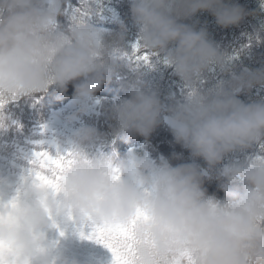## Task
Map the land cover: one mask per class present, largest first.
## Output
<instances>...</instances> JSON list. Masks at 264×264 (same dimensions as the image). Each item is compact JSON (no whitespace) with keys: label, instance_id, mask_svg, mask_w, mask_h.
Here are the masks:
<instances>
[{"label":"clouds","instance_id":"1","mask_svg":"<svg viewBox=\"0 0 264 264\" xmlns=\"http://www.w3.org/2000/svg\"><path fill=\"white\" fill-rule=\"evenodd\" d=\"M201 10L223 27L252 14L233 0H130L137 35L129 42L124 20L118 30L92 22L102 0H0V134L23 129L7 111L11 102L38 101L73 83L76 107L67 120L76 121L100 104L96 92L119 80L122 67L132 73L128 95L106 107L110 140L86 123L64 131L39 123L40 138L24 152L18 179L0 177V264H80L52 236L56 230L63 237L67 224L81 235L85 228L90 235L127 227L121 245L127 264H264V100L239 98L264 86V67L236 70L234 56L206 28L181 22ZM133 43L147 60L135 58ZM157 65L171 68L181 83L167 103L144 79L142 70ZM214 69L227 78L206 86ZM162 118L175 142L207 168L173 165L144 144L123 153L115 146L131 134L147 140ZM246 149L252 151L224 162ZM38 151L60 165L46 166ZM213 177L222 197L205 187Z\"/></svg>","mask_w":264,"mask_h":264},{"label":"trees","instance_id":"2","mask_svg":"<svg viewBox=\"0 0 264 264\" xmlns=\"http://www.w3.org/2000/svg\"><path fill=\"white\" fill-rule=\"evenodd\" d=\"M119 1V2H118ZM244 6L245 9L252 13L246 15L238 24L223 27L217 24L215 17L208 11H198L193 16L183 19L181 22L192 24L199 30L201 27L206 28L209 38L217 44L222 51L233 55V63L236 70L242 67L250 69L264 67V10L260 8V0H233ZM103 11L100 16L93 17V23L108 30H115L119 28L118 21L124 20L127 26L126 40L134 42L137 35V28L133 24L130 12V0H102ZM61 22H66L64 17H60ZM144 79L157 89L161 99L167 103L166 96L171 92L179 95L181 83L179 78L174 75L171 68H166L162 65H157L154 69H143ZM228 74L221 73L218 69H214L207 73L205 81L206 86H210L221 78H227ZM132 76L131 71L127 67H122L120 70V79L115 77L112 82L105 83L101 89L96 92L95 97L100 100V104L95 106L94 110L88 113L81 114L76 121H69L67 117L75 110L74 104V86H67L64 93L46 94L39 99L44 103L45 111L40 113V121L32 127L35 135L40 134L36 131L39 123L47 122L51 127L57 131H64L72 126H77L79 123H90L93 118H106L105 121L99 120L96 125L108 130L104 134L111 139L109 125L113 123L109 119L106 111L108 104L112 102L114 97H125L128 95V88L125 83ZM239 98L246 103L258 102L264 100V86L254 85L249 91H242ZM100 123V124H99ZM102 132L101 129H99ZM103 133V132H102ZM37 138V139H38ZM145 145V149L150 152L153 157L164 155L168 157L173 165L184 162H193L203 168H207L206 162L199 157H192L190 151L182 147L181 144L176 143L168 125L161 119V122L156 126L154 131L147 137L139 134H131L127 142L123 140L116 141V147L120 152L126 151L129 147ZM29 151L34 145L31 141H27ZM107 149V146H105ZM252 149H246L243 152L229 153L224 162H227L234 156L243 157ZM181 154L180 159H173L172 154ZM20 155L24 156V152L20 150ZM23 157L17 159H9L7 156H0V174L7 177L10 183L18 179L21 169L25 165ZM220 167V165H217ZM0 184V190L3 189ZM205 187L209 193H216L218 196H223V192L218 188V181L213 177L211 180H205ZM65 235L61 237L59 231L53 230L52 236L58 241V246L66 249L67 252L74 258L80 261V264H113V254L109 248L103 243L98 242L95 238H89L76 241L75 237L80 234L77 226L67 224L63 226ZM83 232L88 234L91 232L90 228L83 229Z\"/></svg>","mask_w":264,"mask_h":264},{"label":"rangeland","instance_id":"3","mask_svg":"<svg viewBox=\"0 0 264 264\" xmlns=\"http://www.w3.org/2000/svg\"><path fill=\"white\" fill-rule=\"evenodd\" d=\"M128 15L130 16L131 14L129 13L125 16ZM70 86L73 87L74 84L72 83ZM41 102L42 101L40 100L34 101L31 98H23L19 101L9 103V105L7 106V111L11 113L14 119H18L21 122V124L23 125V129L20 132L9 130L6 134H0V156H7L11 160L17 159L19 157H24L20 155V150L23 152L27 151L30 147L29 145H27V141H32L39 137L34 134L32 127L40 121L39 114L45 111L44 109L46 108V106ZM90 120L91 121L89 124L95 126L96 122H98L99 120L105 121L106 118L103 116L101 119L95 117ZM95 127L98 130L101 129L103 133L108 131L102 129L103 127H100V125H96ZM0 177L4 176L0 174ZM86 236L89 235L86 233H84L83 235L78 234L75 239L76 241L84 240L86 239Z\"/></svg>","mask_w":264,"mask_h":264},{"label":"snow or ice","instance_id":"4","mask_svg":"<svg viewBox=\"0 0 264 264\" xmlns=\"http://www.w3.org/2000/svg\"><path fill=\"white\" fill-rule=\"evenodd\" d=\"M139 45L137 43L132 44L133 53L135 58L140 60H147L148 54L138 51ZM238 55L237 53L233 54ZM37 156L46 166L56 167L59 166L61 161L59 158L52 159L48 156L47 152H37ZM129 235V230L125 226L113 225L107 228H96L89 235V238H95L98 242L103 243L108 247L113 254V264H127V261L122 257L121 245Z\"/></svg>","mask_w":264,"mask_h":264}]
</instances>
